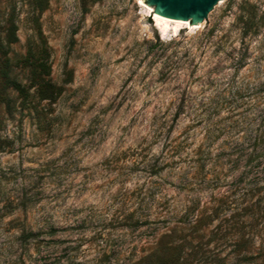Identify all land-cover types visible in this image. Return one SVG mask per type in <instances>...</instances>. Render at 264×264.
<instances>
[{"label": "rangeland", "instance_id": "1", "mask_svg": "<svg viewBox=\"0 0 264 264\" xmlns=\"http://www.w3.org/2000/svg\"><path fill=\"white\" fill-rule=\"evenodd\" d=\"M32 1L0 0L24 82ZM42 5L62 93L24 100L0 76V264H117L103 249L141 255L191 200L223 207L225 252L264 245V0L165 32L146 0Z\"/></svg>", "mask_w": 264, "mask_h": 264}, {"label": "trees", "instance_id": "2", "mask_svg": "<svg viewBox=\"0 0 264 264\" xmlns=\"http://www.w3.org/2000/svg\"><path fill=\"white\" fill-rule=\"evenodd\" d=\"M43 2H31L33 11L29 21L33 37L28 41L26 53L18 61L19 67L27 71L26 82L12 75L13 64L9 52L11 44L18 40L19 29L13 14L8 18L5 34L0 35V76L24 100L34 94L42 100L55 101L62 93V88L51 78V48L39 20L45 8ZM222 210L223 207L219 205L200 209L191 200L170 221L173 226L165 225L166 229L155 235L151 246L141 255L133 253L120 262V249H103L99 259L104 262L115 260L117 264H264V245L255 247L246 242L235 243L230 251L225 252L224 234L221 233L224 221ZM217 220L219 223L211 228ZM214 238H217L215 243Z\"/></svg>", "mask_w": 264, "mask_h": 264}, {"label": "water", "instance_id": "3", "mask_svg": "<svg viewBox=\"0 0 264 264\" xmlns=\"http://www.w3.org/2000/svg\"><path fill=\"white\" fill-rule=\"evenodd\" d=\"M159 13L169 17L183 30L191 22H203L209 13L222 0H146ZM159 12V13H158ZM162 22V21H161Z\"/></svg>", "mask_w": 264, "mask_h": 264}, {"label": "bare ground", "instance_id": "4", "mask_svg": "<svg viewBox=\"0 0 264 264\" xmlns=\"http://www.w3.org/2000/svg\"><path fill=\"white\" fill-rule=\"evenodd\" d=\"M148 10L154 16L155 27L157 29H159L160 31L165 32L168 29H170V30H173V29L181 30L182 29L175 22H173L169 17L162 15L161 13L158 12L159 16L161 18V20H160L158 15L156 14L155 10L153 9V7L151 5L148 6ZM199 25H200V22H191L187 27L196 28V27H199Z\"/></svg>", "mask_w": 264, "mask_h": 264}]
</instances>
